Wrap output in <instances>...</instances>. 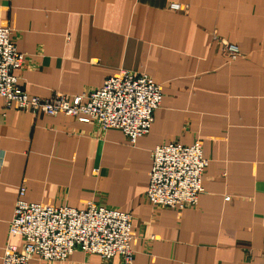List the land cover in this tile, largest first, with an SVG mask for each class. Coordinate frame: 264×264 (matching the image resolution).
Here are the masks:
<instances>
[{
	"label": "crops",
	"instance_id": "1",
	"mask_svg": "<svg viewBox=\"0 0 264 264\" xmlns=\"http://www.w3.org/2000/svg\"><path fill=\"white\" fill-rule=\"evenodd\" d=\"M6 23L29 96L89 93L126 70L147 74L162 99L133 146L117 129L33 116L0 99V263L7 241L21 245L8 240L21 186L28 203L92 202L131 215L132 264L264 263V0H0ZM222 43L240 56L225 60ZM196 140L208 161L197 204L153 207L152 150ZM29 264L123 260L77 250L61 263Z\"/></svg>",
	"mask_w": 264,
	"mask_h": 264
},
{
	"label": "built area",
	"instance_id": "2",
	"mask_svg": "<svg viewBox=\"0 0 264 264\" xmlns=\"http://www.w3.org/2000/svg\"><path fill=\"white\" fill-rule=\"evenodd\" d=\"M170 7L180 9L177 4ZM14 39L8 23L0 26V99L6 109L33 116L70 117L96 124L103 131L117 129L132 146L149 134L162 92L147 74L120 70L89 93L29 96L19 84L17 73L25 65V57L17 50ZM220 53L228 62L240 56L238 48L229 43H222ZM207 165L199 140L189 147L176 143L156 146L151 152L146 199L161 209L195 206L203 192L202 176ZM24 195L25 188L21 186L8 226V240L20 238V248L7 241L0 264H29L34 258L61 263L77 250L103 261L119 256L123 264H132L131 215L92 202L80 210L28 203Z\"/></svg>",
	"mask_w": 264,
	"mask_h": 264
}]
</instances>
